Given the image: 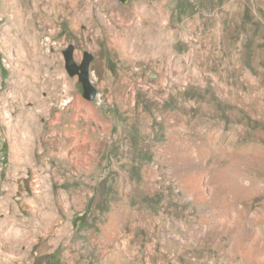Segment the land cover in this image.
<instances>
[{"label":"rangeland","instance_id":"374dc122","mask_svg":"<svg viewBox=\"0 0 264 264\" xmlns=\"http://www.w3.org/2000/svg\"><path fill=\"white\" fill-rule=\"evenodd\" d=\"M141 1L0 0V264H264V0Z\"/></svg>","mask_w":264,"mask_h":264},{"label":"water","instance_id":"95a60500","mask_svg":"<svg viewBox=\"0 0 264 264\" xmlns=\"http://www.w3.org/2000/svg\"><path fill=\"white\" fill-rule=\"evenodd\" d=\"M119 1L121 3L128 2V0ZM63 56L65 59V69L68 75L72 78L77 77L79 79L83 97L89 102L95 101L98 97V90L91 79V64L95 60L94 55L90 52H85L82 62L77 63L75 59V46L69 45L63 50Z\"/></svg>","mask_w":264,"mask_h":264},{"label":"bare ground","instance_id":"6f19581e","mask_svg":"<svg viewBox=\"0 0 264 264\" xmlns=\"http://www.w3.org/2000/svg\"><path fill=\"white\" fill-rule=\"evenodd\" d=\"M28 1H29L28 3H29L31 6H33L34 8H39V6L44 5V3H45V0H28ZM73 1H74V0H72V2H71V3H68V4L66 3L67 5H65L64 7H65V8H70L71 6L76 5V4L73 3ZM75 1H76V0H75ZM49 3H50V2H49ZM141 3H142V5H145V4H147V0H144L143 2L141 1ZM148 4H149V3H148ZM158 4H159V3H158ZM151 5L154 6V5H156V3L153 1ZM76 6H77V5H76ZM157 6H158V5H157ZM73 7H74V6H73ZM148 7H149V6H148ZM162 10H163V9H162ZM69 11H70V10H69ZM153 11H154V10H153ZM162 13H163V12H162ZM149 18L152 19V20L154 21V13L151 12V14L149 15ZM149 18H148V19H149ZM38 21H39L40 24L42 23L44 26H46L47 24H49V21H48L44 16H42V15L38 17ZM42 24H41V25H42ZM78 104H79V103H78ZM80 104H81V103H80ZM56 106H57V104H56ZM164 116H166V115H164ZM166 119L168 120V121H167V125H168L169 122H170V116L167 115V116H166ZM172 124H173V123H172ZM171 127H172V126H171ZM171 127H170V128H171ZM170 148H171V147L169 146V150H170ZM168 156H169V155H168ZM196 185H197V184H196ZM198 185H199V184H198ZM200 185H201V184H200ZM200 185H199V186H200ZM200 187H201V186H200ZM197 189H198V188H197ZM43 242H44V241H43Z\"/></svg>","mask_w":264,"mask_h":264}]
</instances>
